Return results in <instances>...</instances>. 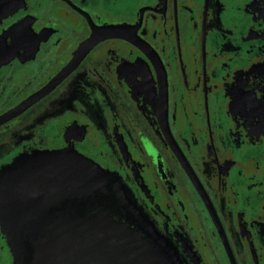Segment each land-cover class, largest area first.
I'll return each mask as SVG.
<instances>
[{"label": "flooded vegetation", "instance_id": "obj_1", "mask_svg": "<svg viewBox=\"0 0 264 264\" xmlns=\"http://www.w3.org/2000/svg\"><path fill=\"white\" fill-rule=\"evenodd\" d=\"M48 86L0 123V174L75 151L181 264H264V0H0V117Z\"/></svg>", "mask_w": 264, "mask_h": 264}, {"label": "water", "instance_id": "obj_2", "mask_svg": "<svg viewBox=\"0 0 264 264\" xmlns=\"http://www.w3.org/2000/svg\"><path fill=\"white\" fill-rule=\"evenodd\" d=\"M50 86L0 117V123ZM29 159L33 164L20 182L31 200L6 193L1 216L13 264H181L114 174L71 150L29 155L21 164Z\"/></svg>", "mask_w": 264, "mask_h": 264}, {"label": "rangeland", "instance_id": "obj_3", "mask_svg": "<svg viewBox=\"0 0 264 264\" xmlns=\"http://www.w3.org/2000/svg\"><path fill=\"white\" fill-rule=\"evenodd\" d=\"M62 151V150H59ZM54 151L49 152H37V154H44V153H53ZM22 158L17 159L10 167L9 169L12 171H9L7 175L4 177V179L0 183V223H1V216L4 214V197L6 193L10 192L14 194L17 198H19L20 201H28L31 200V198L24 193V187L22 186L20 182V176L23 170H26L29 166H32V159H29L28 162L21 164ZM2 177V174H0V178ZM0 230L2 234L5 236L2 226L0 224ZM6 237V236H5ZM7 241V239H5ZM8 245V243H7Z\"/></svg>", "mask_w": 264, "mask_h": 264}]
</instances>
